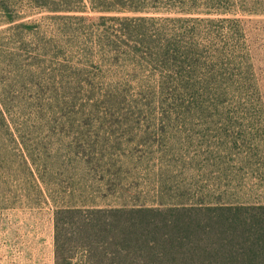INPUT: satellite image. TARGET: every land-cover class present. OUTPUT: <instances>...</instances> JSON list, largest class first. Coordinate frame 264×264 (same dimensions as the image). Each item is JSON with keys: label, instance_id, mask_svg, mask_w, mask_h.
<instances>
[{"label": "rangeland", "instance_id": "rangeland-1", "mask_svg": "<svg viewBox=\"0 0 264 264\" xmlns=\"http://www.w3.org/2000/svg\"><path fill=\"white\" fill-rule=\"evenodd\" d=\"M202 1L183 15L0 0V264H55L57 207L264 205V0L212 14ZM2 4L19 20L6 24ZM115 16L154 17L152 32L195 27L201 42L210 33L209 55L234 52L244 74L230 67L222 98L185 94L167 65L123 42ZM243 76L253 101L229 95Z\"/></svg>", "mask_w": 264, "mask_h": 264}, {"label": "trees", "instance_id": "trees-1", "mask_svg": "<svg viewBox=\"0 0 264 264\" xmlns=\"http://www.w3.org/2000/svg\"><path fill=\"white\" fill-rule=\"evenodd\" d=\"M38 1L42 9L49 8ZM147 1L88 0L92 10L105 13H160L161 4L170 8L167 12L173 10L171 6H176V12L183 15L200 12L196 9L199 8L197 0H179L177 5H171L173 0H150L152 5ZM234 1L203 0L201 7L205 14H212L222 12L213 11L218 4L228 6ZM65 4L62 8L48 10L83 12L86 8L85 0H66ZM2 9L8 16L6 24L19 20L9 14L7 5L2 4ZM110 19L118 22L120 38L126 45L132 44L133 53L162 67L167 65L174 85L185 94L222 98L228 93L221 83L235 76L228 72L230 67L239 68L236 75L244 74L242 62L234 52L226 55L217 51L209 55L207 42L213 39L210 33L203 37L206 42H201V33L195 27H164L152 32L147 24L156 21L154 17L115 16ZM197 20L194 17L175 19L177 23ZM18 27L31 30L35 25L20 23ZM229 32V38H233L235 32L232 29ZM224 67L227 68L225 73L222 72ZM241 79L239 83L242 84L229 95L239 101H253L254 87L244 76ZM163 83H168V79ZM1 115L3 117L2 112ZM54 258L55 264H264V205L57 207L54 211Z\"/></svg>", "mask_w": 264, "mask_h": 264}]
</instances>
